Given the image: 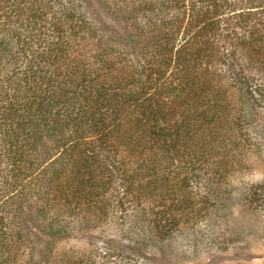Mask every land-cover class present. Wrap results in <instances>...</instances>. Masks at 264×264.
Returning <instances> with one entry per match:
<instances>
[{
	"label": "trees",
	"instance_id": "1",
	"mask_svg": "<svg viewBox=\"0 0 264 264\" xmlns=\"http://www.w3.org/2000/svg\"><path fill=\"white\" fill-rule=\"evenodd\" d=\"M262 147L264 0H0V264L113 218L166 264Z\"/></svg>",
	"mask_w": 264,
	"mask_h": 264
},
{
	"label": "rangeland",
	"instance_id": "2",
	"mask_svg": "<svg viewBox=\"0 0 264 264\" xmlns=\"http://www.w3.org/2000/svg\"><path fill=\"white\" fill-rule=\"evenodd\" d=\"M249 186L257 188L260 196H246ZM226 187L230 191L226 219L199 232L179 225L161 247L166 264H264V147L250 155L246 171L231 176ZM200 224L204 225V219L195 227ZM120 230L113 218L98 224L86 236L73 234L55 243L49 264H151L105 248L108 239L114 240L115 246L135 239L132 232L124 234ZM145 254L159 256L149 247Z\"/></svg>",
	"mask_w": 264,
	"mask_h": 264
}]
</instances>
